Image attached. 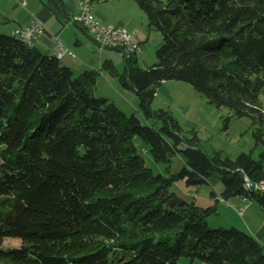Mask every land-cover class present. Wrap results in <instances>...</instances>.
I'll return each mask as SVG.
<instances>
[{
  "label": "trees",
  "instance_id": "obj_1",
  "mask_svg": "<svg viewBox=\"0 0 264 264\" xmlns=\"http://www.w3.org/2000/svg\"><path fill=\"white\" fill-rule=\"evenodd\" d=\"M136 1L163 35L158 60L142 67L132 56L122 72L107 68L136 91L146 122L96 94L97 70L77 75L56 54L0 31V238L22 239L0 246V264H180L183 255L264 264L254 234L212 227L215 204L172 189L216 173L223 189L213 198L241 196L264 208V190L254 186L264 181V149L259 159L210 155L174 115L151 105L163 81L189 82L216 106L249 115L264 146V0Z\"/></svg>",
  "mask_w": 264,
  "mask_h": 264
},
{
  "label": "rangeland",
  "instance_id": "obj_2",
  "mask_svg": "<svg viewBox=\"0 0 264 264\" xmlns=\"http://www.w3.org/2000/svg\"><path fill=\"white\" fill-rule=\"evenodd\" d=\"M113 1H120L117 3L120 11L127 13L128 17L133 19L144 34V41H140L142 50L138 55V63L142 67L151 66L158 60L157 49L163 42L162 33L150 27L146 12L136 0ZM101 3L102 1L92 3V10H96ZM113 54L117 68L119 72H122L125 66L123 53L114 50ZM98 80L99 86L97 88L95 87L97 85L93 86L96 94L105 95L114 100L128 114L136 112L140 115L138 111L139 97L136 91L125 88L121 84L119 76L113 75L110 71H105L98 75ZM260 101L264 108V92L260 95ZM151 105L153 109L163 108L174 115L183 128V134L188 138L196 136L200 146L210 155L220 153L223 156L236 158L241 152L246 151L252 152L254 158L259 159L260 153L264 149L262 144L256 143L253 130L257 125L252 124L249 115H236L229 107L216 106L189 82L176 79L163 81L158 86ZM143 120L146 122V119L143 118ZM186 146H188L187 142L181 145L183 148ZM145 156L147 164L155 172H164L165 164L155 162L149 154H145ZM182 165V156L175 154L172 157L173 169L178 170ZM172 189L187 200L195 201L199 205L215 204L217 206L216 211L208 217L212 227L236 226L252 234H254L253 232L255 234L260 232L259 238L256 237L264 245L263 206L257 200L247 199L243 201L237 196L229 198V203L216 201L211 196V191L223 189L218 174H213L208 183L198 186H187L184 181H177L173 183ZM190 191L196 192V195ZM241 200L244 204L240 203ZM20 244H22V239L15 235L6 234L0 238V246L4 248L19 246ZM179 263L207 264L198 259L192 260L189 256L184 255L180 257Z\"/></svg>",
  "mask_w": 264,
  "mask_h": 264
},
{
  "label": "crops",
  "instance_id": "obj_3",
  "mask_svg": "<svg viewBox=\"0 0 264 264\" xmlns=\"http://www.w3.org/2000/svg\"><path fill=\"white\" fill-rule=\"evenodd\" d=\"M23 1H26V4H23ZM98 1H102V3L92 12L101 21L124 26L137 36V41H144V34L137 24L131 17H128L127 13L120 11V7L117 5L120 1ZM78 3L79 0H0V31L12 34L16 29L27 26L39 18L45 24V31L39 35L35 46L43 52L56 54L59 45L55 36L60 38L62 43L74 52V54L65 53L60 59L72 67L77 75L86 69H95L99 75L102 72H108L109 68L107 67L111 65L119 71L113 52L115 50L120 53L121 50L106 48L100 55L97 54V44L93 33L83 25L70 20V17L78 11ZM138 55H134L137 60H139ZM123 56L126 63L124 53ZM99 83L97 76L96 88ZM216 191L221 192V190ZM190 192L196 195V192ZM237 198L246 200L241 196H237ZM214 199L216 200V198ZM243 201L241 200L240 203L244 204ZM253 233L255 234V232ZM259 233L255 234L258 238Z\"/></svg>",
  "mask_w": 264,
  "mask_h": 264
},
{
  "label": "built area",
  "instance_id": "obj_4",
  "mask_svg": "<svg viewBox=\"0 0 264 264\" xmlns=\"http://www.w3.org/2000/svg\"><path fill=\"white\" fill-rule=\"evenodd\" d=\"M92 1L83 3L79 0L78 11L70 17V20L79 23L88 28L94 35L96 41V53L101 54L106 48H118L126 57L138 55L142 50V44L135 39V34L124 26H118L101 21L92 12ZM26 4V1H23ZM45 31L44 22L37 18L31 24L20 27L14 33L32 39L35 42L39 35ZM58 42V50L64 55L65 53L74 54L72 50L66 47L60 38L56 37ZM259 189H264V185L256 183ZM219 201L229 203V200L219 195Z\"/></svg>",
  "mask_w": 264,
  "mask_h": 264
},
{
  "label": "bare ground",
  "instance_id": "obj_5",
  "mask_svg": "<svg viewBox=\"0 0 264 264\" xmlns=\"http://www.w3.org/2000/svg\"><path fill=\"white\" fill-rule=\"evenodd\" d=\"M82 2L83 3H90V0H82ZM14 34H16V33H14ZM17 36H19L23 41H25L28 45H31V46H33V45H35V42H33L32 41V39H29V38H27V37H22V36H20V35H18V34H16ZM56 55L59 57V58H61L62 56H63V54L61 53V51H57V53H56ZM130 57H132V56H130ZM258 183H261V185H264V181H262V182H258ZM249 185H250V183H248ZM256 188H259L257 185H254ZM261 190H264V189H261Z\"/></svg>",
  "mask_w": 264,
  "mask_h": 264
}]
</instances>
